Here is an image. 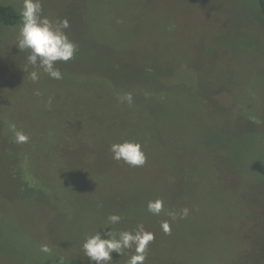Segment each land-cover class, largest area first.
Masks as SVG:
<instances>
[{
    "label": "rangeland",
    "instance_id": "obj_1",
    "mask_svg": "<svg viewBox=\"0 0 264 264\" xmlns=\"http://www.w3.org/2000/svg\"><path fill=\"white\" fill-rule=\"evenodd\" d=\"M42 3L69 20L77 51L57 62L62 79L37 69L33 82L29 50L15 45L21 22L0 33V264H95L83 242L112 214L113 232L154 234L144 264H264L258 1ZM125 141L142 145V166L113 159Z\"/></svg>",
    "mask_w": 264,
    "mask_h": 264
},
{
    "label": "clouds",
    "instance_id": "obj_2",
    "mask_svg": "<svg viewBox=\"0 0 264 264\" xmlns=\"http://www.w3.org/2000/svg\"><path fill=\"white\" fill-rule=\"evenodd\" d=\"M19 15L21 26L15 45L20 51L29 50L27 63L33 67V70L28 73L30 79L33 82L40 79V72L37 69H42L53 79H62L63 75L56 67L57 62L71 60L77 51L76 43L65 31L70 27L69 20L64 18L54 21L44 15L42 0H23ZM132 99V94L127 93L121 97V102L127 101L131 104ZM28 139L29 137L23 131L16 132L17 143H25ZM110 150L113 153V159L123 160L132 166H142L146 162V154L138 142L113 143ZM162 208L163 201L159 199L154 202L150 201L148 204V210L154 214H159ZM183 214L186 216L188 210L184 209ZM120 221V215H110L108 226L102 228L105 232L98 231L84 240L83 251L90 261H94L95 264H110L114 252L122 255L125 249H132L135 246V254L129 257L127 264H144L146 248L154 239V234L145 231L142 225L135 231L113 232L111 226ZM162 228L166 233L171 231L167 221L162 223ZM41 251L48 253L50 248L42 245Z\"/></svg>",
    "mask_w": 264,
    "mask_h": 264
},
{
    "label": "trees",
    "instance_id": "obj_3",
    "mask_svg": "<svg viewBox=\"0 0 264 264\" xmlns=\"http://www.w3.org/2000/svg\"><path fill=\"white\" fill-rule=\"evenodd\" d=\"M257 1L261 12L264 14V0ZM20 22L21 17L18 10L11 4L0 2V33H2L7 28L17 27Z\"/></svg>",
    "mask_w": 264,
    "mask_h": 264
}]
</instances>
